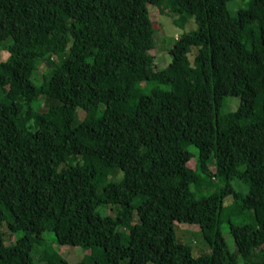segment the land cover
<instances>
[{
	"label": "trees",
	"instance_id": "16d2710c",
	"mask_svg": "<svg viewBox=\"0 0 264 264\" xmlns=\"http://www.w3.org/2000/svg\"><path fill=\"white\" fill-rule=\"evenodd\" d=\"M231 2L0 0V226L21 234L0 264H40L47 234L84 248L77 264H264V0ZM161 4L198 27L164 68L143 19ZM177 223L211 252L195 258Z\"/></svg>",
	"mask_w": 264,
	"mask_h": 264
},
{
	"label": "rangeland",
	"instance_id": "374dc122",
	"mask_svg": "<svg viewBox=\"0 0 264 264\" xmlns=\"http://www.w3.org/2000/svg\"><path fill=\"white\" fill-rule=\"evenodd\" d=\"M248 0H233L229 4V9L232 13H235L241 6H243ZM147 12L144 13L143 19L145 22V31L148 35H153V43L156 46V57L155 63L158 67L164 68L170 61V50L174 46L175 41L179 39L186 33H191L198 30L197 25L193 19H187L184 23L176 21L181 18V16H174L170 10H168L165 5L161 4L158 6H148ZM66 44L64 46L66 47ZM8 46L9 42L0 44V62L5 61L8 56ZM190 59L193 61V54L190 55ZM50 73V67L47 63H41L38 67L37 72L33 76V83L40 87L44 78L48 77ZM1 97H4L1 94ZM42 104V99L39 98L35 104V108L40 110ZM240 105V100L235 97L225 98V102L222 108V113H227L230 111H235ZM85 114L83 111H80L78 114L79 120H83ZM195 154L196 150L192 149ZM195 157L192 162L189 164L190 167L194 166ZM71 162V161H70ZM210 169L213 170L212 166ZM180 180L178 178L165 179L163 181L164 185L171 186L177 184ZM219 185H222L219 182ZM234 189L240 195L246 193V189L238 182H233ZM214 191H208L205 195H212ZM216 198V196H215ZM214 198V200H215ZM231 200H225V205L230 206ZM109 214H114L115 211L107 210ZM223 236L230 247L231 252H235V244L232 236L229 234V226L224 225L221 228ZM175 235L178 242L189 245L193 250V256L195 258H200L204 255H208L211 252L210 246L206 241L201 229L196 225L189 224H179L175 225ZM21 234L11 233L5 223L0 226V240L3 241L6 245L15 244L20 238ZM45 243L47 245L46 252H41L40 248L37 246L33 251L32 256L35 260L39 261L40 264H46L44 258L49 254L55 252L65 258L70 264H77L83 260L87 252L84 248L81 247H72V246H60L55 243L54 236L47 234L44 237Z\"/></svg>",
	"mask_w": 264,
	"mask_h": 264
}]
</instances>
